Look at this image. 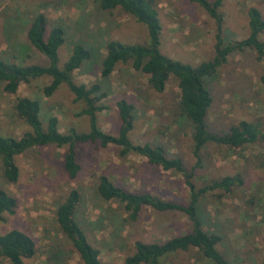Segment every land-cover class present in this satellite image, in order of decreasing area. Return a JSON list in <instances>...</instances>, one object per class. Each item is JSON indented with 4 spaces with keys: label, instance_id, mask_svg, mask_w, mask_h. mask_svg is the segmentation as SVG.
Segmentation results:
<instances>
[{
    "label": "rangeland",
    "instance_id": "rangeland-1",
    "mask_svg": "<svg viewBox=\"0 0 264 264\" xmlns=\"http://www.w3.org/2000/svg\"><path fill=\"white\" fill-rule=\"evenodd\" d=\"M212 1V0H210ZM258 8L264 14V0H224L221 13L223 45L242 41L249 35L247 11ZM161 23L160 51L163 55L189 65L211 60L215 51L216 26L199 6L188 0H158ZM37 14L46 16L49 28L61 26L65 44L59 51L60 65L76 44L92 52V58L74 73L77 83L99 81L106 97L105 109L98 114L100 129L116 135L120 119L116 103L126 100L134 105L135 125L130 139L137 144L162 145L170 157L179 158L187 171L195 165L192 128L178 114L179 89L170 76L163 93L153 91L147 77L128 65H119L106 79L100 78L105 45L111 40L144 45L147 29L119 10L103 11L97 0H0V58L17 64H45L46 58L26 38L29 23ZM264 39V35L262 37ZM264 58L245 48L231 53L219 67L217 76L208 81L212 105L208 113L210 131L226 133L239 121L257 123L263 139L243 151L213 143L200 152L201 165L194 168L197 187L225 176H240L242 187L229 194L215 191L201 200L200 215L205 231L220 237L218 251L233 264L264 262V90L260 76ZM49 79L21 85L16 95L3 91L0 84V134L19 138L29 129L13 110L17 97L37 99L42 104V119L49 115L59 120L60 131L73 128L88 131L85 116H76L83 108L62 86L50 98L41 89ZM65 149L54 146L32 148L15 158L19 169L16 183L4 177L0 158V189L17 201L14 215L0 224V233L20 230L35 242L36 253L25 264H81L55 222V210L68 192L76 189L80 202L76 222L84 229L90 243L100 251L101 264H124L133 254L134 243L164 242L190 231L189 220L180 212L159 213L143 208L135 220L128 217L117 201H105L96 191L98 177L135 193H150L162 200L185 205L189 191L181 174L149 165L141 156H119L115 146L101 148L86 143L77 146L81 171L70 180L63 169ZM0 264H8L0 259ZM162 264H209L196 251L178 252Z\"/></svg>",
    "mask_w": 264,
    "mask_h": 264
},
{
    "label": "trees",
    "instance_id": "trees-1",
    "mask_svg": "<svg viewBox=\"0 0 264 264\" xmlns=\"http://www.w3.org/2000/svg\"><path fill=\"white\" fill-rule=\"evenodd\" d=\"M188 1L199 6L214 20L216 26L214 57L197 65L184 64L161 53L162 27L157 10L158 0H97V4L103 11L119 10L133 17L146 27L148 34V42L144 45L124 44L116 40L107 42L100 78L110 77L119 65H128L133 71L147 77L148 85L153 91L163 93L170 76L176 77L179 89L178 115L186 119L192 128V154L196 161L191 171L184 168L179 158L170 157L162 145L137 144L130 139L135 125L134 105L124 99L116 103L120 119L117 134H108L100 129L98 114L105 109L102 101L107 96L102 91V84L96 81L87 85L77 83L74 79L75 71L92 58V52L85 46L76 44L67 60L60 65L59 51L66 41L65 31L61 26L49 28L45 15H35L26 33L30 45L46 58L45 64H17L0 58V84L5 93L16 95L21 85L48 78L49 83L41 89L42 95L50 98L65 86L72 94L74 102L83 105L76 116H85L88 120L87 132L82 133L71 128L63 133L56 116L49 115L46 123H43L42 104L39 100L17 97L13 110L29 130L19 138L0 134V158L7 181L16 183L19 179V169L15 164L17 156L32 148L48 146L65 149L63 169L70 180H75L81 171L77 161V146L86 143L98 144L101 148L112 145L119 149L121 158L129 155L141 156L149 165L182 175L189 191L185 205L162 200L150 193L130 192L105 175L98 177L96 191L99 196L105 201L122 204L131 220H135L143 208H149L159 213L180 212L191 224L189 232L161 243L136 241L133 254L125 258L124 264H162L178 252L189 251H196L200 260L202 258L209 264H233L217 249L220 237L205 231L200 204L203 198L215 191H221L225 195L231 193L235 187H242L243 179L238 175L225 176L197 187L193 182V170L200 167V152L209 143L241 152L263 139L260 126L248 121L233 124L226 133L210 131L208 113L213 99L208 81L217 76L219 67L226 63L228 56L234 51L250 48L256 53L258 60L264 58V14L258 8L250 7L247 11L248 37L224 46V16L220 11L224 0ZM260 83L264 90V73L260 76ZM79 202V191L70 190L55 210V222L78 255L81 264H101L100 251L90 243L84 229L75 220ZM16 208V199L0 189V224L7 215H14ZM35 253V242L28 234L17 229L0 233V259L8 264H25V260L31 259Z\"/></svg>",
    "mask_w": 264,
    "mask_h": 264
}]
</instances>
